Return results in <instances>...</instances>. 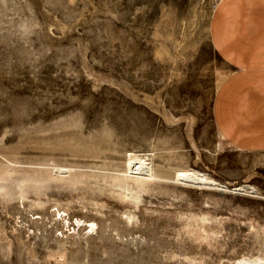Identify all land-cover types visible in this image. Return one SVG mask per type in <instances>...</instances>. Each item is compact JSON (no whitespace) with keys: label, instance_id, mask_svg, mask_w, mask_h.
<instances>
[{"label":"rangeland","instance_id":"1","mask_svg":"<svg viewBox=\"0 0 264 264\" xmlns=\"http://www.w3.org/2000/svg\"><path fill=\"white\" fill-rule=\"evenodd\" d=\"M217 1L0 0V264L264 256L250 226L264 224V150L230 144L212 115L232 70L206 31ZM134 153L161 177L127 175ZM177 168L226 188L178 184ZM202 213L221 222L207 239L186 232Z\"/></svg>","mask_w":264,"mask_h":264},{"label":"crops","instance_id":"2","mask_svg":"<svg viewBox=\"0 0 264 264\" xmlns=\"http://www.w3.org/2000/svg\"><path fill=\"white\" fill-rule=\"evenodd\" d=\"M210 39L231 72L219 83L212 115L241 150H264V0H218Z\"/></svg>","mask_w":264,"mask_h":264},{"label":"bare ground","instance_id":"3","mask_svg":"<svg viewBox=\"0 0 264 264\" xmlns=\"http://www.w3.org/2000/svg\"><path fill=\"white\" fill-rule=\"evenodd\" d=\"M195 9L193 6V16L192 17H195L197 14ZM191 10H192V7H191ZM213 10L214 9L212 8L211 13H210L209 23H208V26L206 27L208 36L210 35V19H211ZM193 21L194 20H191L192 23ZM182 41H183L181 43L182 46L183 45L185 46L186 44L189 43V40H186V38H183ZM166 51L167 49L165 48H159V49L157 48L156 53H158L161 56L164 53H166ZM163 115L167 117L168 119H172L174 121H179V122H184L185 119L187 118L186 116H178V117L173 116L170 113L169 115H167L166 113H163ZM127 163H128V170H127L128 174L127 175H131V177L134 178L137 182L156 181L158 178L161 177L160 174L154 168L151 162V159L149 158V154L139 155V154L134 153L128 158ZM173 174H174L173 178L175 179V181H177L178 184H181L183 186H186L187 184V185H193V186H198V187L203 186V187H209V188H216L217 186H220L219 189L223 187L226 188L225 184L221 185L217 181L213 180L206 173L204 172L200 173L199 171L194 170L192 168L191 169L190 168H177ZM231 190H234L235 192H241L242 194L243 193H252V194L257 193L254 187L249 183L247 184L242 183V184L236 185ZM188 221L190 223H188L186 226V232L196 234V237H198L199 239H203V238L207 239L210 237L209 235H205L206 233L209 234L207 227L205 225L208 224L210 221H213L214 223H216V226H218V224H221V222L217 219V217H209L206 213H202L201 215L192 214L189 216ZM78 222L80 223V220H78ZM193 223H195V226L193 225ZM90 224L93 225V222H90ZM250 226L253 229H257V231L259 232L264 231V224L262 225V224L253 223ZM62 256L63 255H61V257ZM238 263L264 264V256H260V255L252 256L251 255V257L249 258L238 259Z\"/></svg>","mask_w":264,"mask_h":264}]
</instances>
